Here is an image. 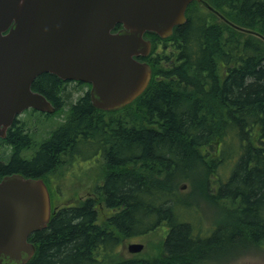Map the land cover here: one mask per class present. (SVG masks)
I'll return each mask as SVG.
<instances>
[{"label":"trees","instance_id":"1","mask_svg":"<svg viewBox=\"0 0 264 264\" xmlns=\"http://www.w3.org/2000/svg\"><path fill=\"white\" fill-rule=\"evenodd\" d=\"M205 1L225 19L193 0L171 35L144 33L151 49L139 58L151 77L122 107H95L88 89L71 102L66 80L34 78L31 89L55 106L38 113L56 126L37 139L14 118L0 137V178L46 183L63 156L96 153L103 173L94 196L60 205L30 234L35 251L25 264H210L264 249V0ZM194 198L220 206L209 234L193 220ZM100 204L112 212L100 217ZM160 226L155 255L117 256L120 239Z\"/></svg>","mask_w":264,"mask_h":264},{"label":"water","instance_id":"2","mask_svg":"<svg viewBox=\"0 0 264 264\" xmlns=\"http://www.w3.org/2000/svg\"><path fill=\"white\" fill-rule=\"evenodd\" d=\"M191 1L0 0V137L25 109H55L31 89L44 72L89 83L97 108L132 102L151 77L149 63L138 59L151 49L144 33L171 35L185 21ZM196 1L217 13L205 0ZM116 25L120 27L113 31ZM52 211L42 177L12 173L0 178V264L31 259L35 248L29 236L46 228ZM142 246L130 243L127 249L138 252Z\"/></svg>","mask_w":264,"mask_h":264},{"label":"rangeland","instance_id":"3","mask_svg":"<svg viewBox=\"0 0 264 264\" xmlns=\"http://www.w3.org/2000/svg\"><path fill=\"white\" fill-rule=\"evenodd\" d=\"M65 86L69 92V100L71 102H75L78 96L84 94L85 91L90 88V85H82L79 84L78 81L76 82L74 80L66 82ZM65 108L66 106L64 109ZM17 117L19 119L25 118L27 127L36 134L35 137H37V139L45 136L49 129L56 126V124L54 125V122L49 123L44 115L36 111H24ZM53 118V120H58V116H54ZM231 150L232 149H227L226 151L231 153ZM61 159V164L45 175V181L51 195V205L58 207L60 205L72 203L79 198L81 199L86 196H94L96 186L100 183V177L103 173V160L100 155L98 153L91 154L90 156L87 155L86 157L81 155H75L74 157L71 155H65ZM229 160L231 161H229V164H232V157H230ZM223 169H225L223 173L228 171L226 167H223ZM195 176L197 177V175ZM179 188L181 192L184 193H188L190 190V186L186 180L179 181ZM191 209L193 211V215L196 217L195 219L193 218V220H195V222H201L200 232L205 235L209 234L212 231L214 218L216 219L219 217V213L221 211L220 206L215 207L208 202L206 203L201 199L194 198ZM111 212L112 210L103 205L97 208V213L100 217H104V215L106 216ZM165 233L166 228L164 226H160L143 235L124 237L116 244L114 248L115 252L117 253V256L121 258H141L153 256L158 252L160 247L158 245L162 239H164ZM130 243H141L143 245L142 249L138 252H129L127 246ZM208 263L264 264V249L259 248V250H250L242 256L235 257V259L225 256L223 258H219V261L217 260V262L211 260Z\"/></svg>","mask_w":264,"mask_h":264},{"label":"flooded vegetation","instance_id":"4","mask_svg":"<svg viewBox=\"0 0 264 264\" xmlns=\"http://www.w3.org/2000/svg\"><path fill=\"white\" fill-rule=\"evenodd\" d=\"M138 59H140L139 57H138ZM141 60V59H140ZM62 80H66V79H62ZM72 81V80H71ZM66 82H70V80H66ZM77 82V81H76ZM28 110H33V109H31V108H29V109H27V110H25V111H28ZM54 111V110H53ZM52 111V112H53ZM36 112H40V111H36ZM54 207V206H53ZM60 206H58V208H59ZM54 208H57V206H55Z\"/></svg>","mask_w":264,"mask_h":264}]
</instances>
